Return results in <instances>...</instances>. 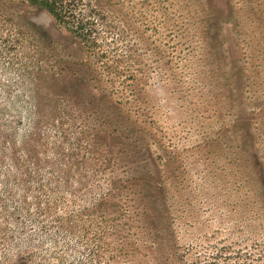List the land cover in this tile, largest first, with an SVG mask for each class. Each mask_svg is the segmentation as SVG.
Segmentation results:
<instances>
[{
  "label": "rangeland",
  "instance_id": "1",
  "mask_svg": "<svg viewBox=\"0 0 264 264\" xmlns=\"http://www.w3.org/2000/svg\"><path fill=\"white\" fill-rule=\"evenodd\" d=\"M42 1L0 0V264H264V0Z\"/></svg>",
  "mask_w": 264,
  "mask_h": 264
},
{
  "label": "trees",
  "instance_id": "2",
  "mask_svg": "<svg viewBox=\"0 0 264 264\" xmlns=\"http://www.w3.org/2000/svg\"><path fill=\"white\" fill-rule=\"evenodd\" d=\"M59 1L60 0H44L42 1V3L50 8V10L54 13V15L57 17L58 20L67 22L65 21L66 15L63 14V10L64 8H66V6L63 1H61L63 4L61 6L60 5L61 3H59ZM206 2L208 6H213V5L215 6V3L213 0H206ZM68 22H69L68 24H70L71 22L76 23L74 25H69V26L74 30L76 34H78L82 38V40L88 43L92 41V33H90L88 22H86L84 18H79L78 20L68 21ZM88 47L92 49L91 45H88ZM240 66H242V68ZM240 66L236 67L237 70L234 71V73L232 74V78L235 81L234 82L235 86L240 85V86L247 88L252 84V81H251L252 78L251 76H249L248 73L245 72V69H243V65H240ZM64 78H65L64 85L71 87V96L74 99L75 104L76 103L78 104V102H82V104L87 105L88 103L94 102V99L86 100V98L83 97L85 96V92L83 91L82 88L79 89V87H77L78 85L77 82L79 81V77L70 76V77H64ZM101 97L107 98L108 95L104 94V96H101ZM97 101L98 103L101 102L102 104H107V106L111 105V103H109L108 101H102V99H99V100L97 99ZM97 101L95 100V102ZM257 104H258V101H257ZM97 112H99V115L104 114L103 113L104 109L100 108L99 110H97ZM118 113L120 114L119 111ZM100 118L103 120V123L108 122L106 118L104 117H100ZM248 119L249 118H245L241 121L242 123H245L246 126H243L245 124H241L243 126V140L242 142L237 143V144H239V147L244 148V152H243L244 154L242 153V155L240 156V160L243 163V165L246 167V172L248 173L251 172L252 174H254L256 178L254 183L256 185L257 193L259 194L258 198L260 199V202H261L260 205L261 207L264 208V146H260V143H259L260 141L258 140V137H257L259 122H257L255 118L250 119V120ZM247 124L248 125L252 124V125L250 127H247ZM236 128H239V127H236ZM251 143H252V146L250 149ZM256 143H258V145ZM146 166H150L149 163H146ZM144 174H145V178L142 179L143 185H141V191L148 197L149 207L153 206L154 208H157L159 206L158 204H160V208L156 209L157 210L156 212L157 214H162L163 212L161 213L159 209L163 211V206L165 205L163 204V200H165V197H166L165 193H163L164 185H152L154 184L152 182L153 176L150 175L149 172H144ZM122 187L124 188L126 187V185H123ZM108 200L109 199L106 197L102 198L101 204H105L106 202H108ZM261 258L263 259L262 255L260 254L258 256V261L261 260ZM192 264H197V263L196 261H193Z\"/></svg>",
  "mask_w": 264,
  "mask_h": 264
}]
</instances>
